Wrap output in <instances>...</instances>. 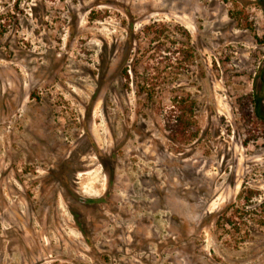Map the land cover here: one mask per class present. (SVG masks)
<instances>
[{
  "label": "rangeland",
  "instance_id": "374dc122",
  "mask_svg": "<svg viewBox=\"0 0 264 264\" xmlns=\"http://www.w3.org/2000/svg\"><path fill=\"white\" fill-rule=\"evenodd\" d=\"M0 264H264V0H0Z\"/></svg>",
  "mask_w": 264,
  "mask_h": 264
}]
</instances>
